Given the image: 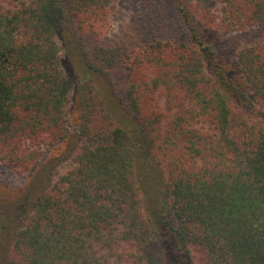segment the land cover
<instances>
[{
	"label": "trees",
	"instance_id": "obj_1",
	"mask_svg": "<svg viewBox=\"0 0 264 264\" xmlns=\"http://www.w3.org/2000/svg\"><path fill=\"white\" fill-rule=\"evenodd\" d=\"M114 1L0 0V163L32 170L0 264H264V40L229 66L200 27L264 30V0H140L112 39Z\"/></svg>",
	"mask_w": 264,
	"mask_h": 264
},
{
	"label": "rangeland",
	"instance_id": "obj_2",
	"mask_svg": "<svg viewBox=\"0 0 264 264\" xmlns=\"http://www.w3.org/2000/svg\"><path fill=\"white\" fill-rule=\"evenodd\" d=\"M140 0H115L112 17L110 19V26L107 30V37L112 38L117 35L118 32L124 30L133 15L137 12V8ZM188 2L195 4L198 3L202 7H206L210 10L217 9L218 4L214 0H188ZM200 27L203 31L204 39L207 44L211 46L216 55L223 60L229 66H232V58L236 54L237 50L241 47H245L253 43L254 41L264 40V30L260 28H252L246 31L224 32L212 27H207L200 23ZM234 59V58H233ZM68 61L70 62L72 70L79 76L81 74V64L77 55H68ZM228 66V67H229ZM96 92L94 93L97 100L102 101L104 106L110 112L112 118L116 122L129 124V119L125 113L124 106L126 100L124 96L119 98L113 95V90L109 84L102 78H97L95 81ZM91 86V85H89ZM119 89L120 86H117ZM95 88L94 86L87 89ZM73 108V106H72ZM78 107L74 104V108L71 110L70 122L71 128L77 123ZM53 154H56L54 151ZM50 155H45L44 158ZM66 167H62L64 170ZM30 169L16 170L0 163V206L7 204L17 198L24 190L27 182Z\"/></svg>",
	"mask_w": 264,
	"mask_h": 264
}]
</instances>
